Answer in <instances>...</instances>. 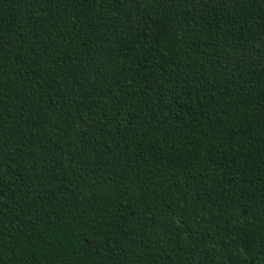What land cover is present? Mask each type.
<instances>
[{
    "label": "trees",
    "instance_id": "1",
    "mask_svg": "<svg viewBox=\"0 0 264 264\" xmlns=\"http://www.w3.org/2000/svg\"><path fill=\"white\" fill-rule=\"evenodd\" d=\"M0 264H264V0H0Z\"/></svg>",
    "mask_w": 264,
    "mask_h": 264
}]
</instances>
